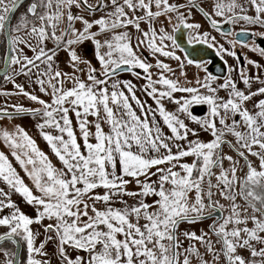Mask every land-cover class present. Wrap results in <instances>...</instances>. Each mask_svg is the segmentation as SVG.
Segmentation results:
<instances>
[{
  "label": "snow or ice",
  "instance_id": "obj_1",
  "mask_svg": "<svg viewBox=\"0 0 264 264\" xmlns=\"http://www.w3.org/2000/svg\"><path fill=\"white\" fill-rule=\"evenodd\" d=\"M24 6L25 0H0V77L16 89L0 94L22 95L36 106L0 107V118L36 120L59 167L22 126L0 128L12 157L0 151V264H52V256L58 264H264V98L255 99L264 97V86L252 90L253 79L264 85V66L245 58L257 69L250 77L235 51L250 47L264 57V47L247 42L264 38V0H30ZM193 9L211 31L193 19ZM129 27L138 34L135 44ZM178 33L189 45L215 49L226 69L222 82L208 61L189 58ZM89 43L91 59L80 51ZM60 51L71 72L56 63ZM225 56L237 61L243 89ZM161 58L177 62L179 75ZM193 64L204 72L194 83L185 71ZM20 76L48 99L16 83ZM199 105L207 106L203 116L194 114ZM225 143L235 158L224 155ZM205 221L207 231L181 230Z\"/></svg>",
  "mask_w": 264,
  "mask_h": 264
},
{
  "label": "rangeland",
  "instance_id": "obj_2",
  "mask_svg": "<svg viewBox=\"0 0 264 264\" xmlns=\"http://www.w3.org/2000/svg\"><path fill=\"white\" fill-rule=\"evenodd\" d=\"M89 3H93L95 4L96 3V0H88ZM170 2H172V0H170ZM175 2H179V3H185L186 0H175ZM202 6H204L205 8H207V4H203ZM81 9H76V8H73L72 11L74 13H78ZM20 13V12H19ZM19 13L17 14V16L19 15ZM101 13L97 12V14H95V16L98 18L99 15ZM86 17H89L91 18L92 16H86ZM161 19H165L163 17H161ZM193 19L196 21V22H199L203 25V29L204 30H209L211 31L210 27L207 25V23H205L204 21V18L197 12L193 9ZM77 28L80 27V24L79 22L76 23L75 25ZM61 27H63V25H61ZM158 27V25H157ZM141 28L143 29H147V25L142 23L141 24ZM129 31V33L131 34L132 36V43L135 44L136 42V36L138 35L136 32H135V29L134 28H131L129 27L127 29ZM59 34V33H57ZM212 35H215L217 37V39L219 40V35L217 33H215L214 31L212 32ZM47 47L48 48H54V44L52 43L51 40H49L47 42ZM82 52V54L85 56V58H88V59H91L92 55H93V49H92V46L89 44H85L84 46H82V49L80 50ZM29 55H31L32 53L29 51L28 52ZM177 54L178 55H181V57L183 58V53H181L180 51L177 50ZM144 56L145 58H147L149 60V62L151 63H154V59L150 56H148L147 52L145 51L144 52ZM164 60L165 63H168L170 65V67L173 69V71L175 72V75L178 76L179 75V68L177 66V62L175 61H171V60H168L167 58H161ZM93 64L96 63L95 60L92 61ZM56 63H58L61 67L62 70L64 71H69L71 72V69L67 67V62H66V53H64L63 51H60L58 53V58L56 59ZM186 63V61H185ZM139 71V70H137ZM186 73H187V78L188 80H191L193 81L194 83V79L197 75V73L199 74V77L202 79L203 76H204V72L202 70H197V68L195 67V65H191V66H187L186 69H185ZM152 72L154 74V78H155V75L156 73L159 72L158 69L156 68H153L152 69ZM122 77L125 78V79H132L134 83H136L138 86L140 83H142V81H136L135 78L131 77L129 74H122ZM175 78V77H173ZM222 79L221 78V81L222 82ZM16 83H19V84H23L26 88V90H29V91H35L37 94L41 95V98H44V99H48V97L46 96H43L42 94H40L38 92V85H35L34 83L29 85L28 82H27V78L26 77H23V76H20V77H17L16 78ZM68 86H71L70 84ZM16 89L14 88V85L12 83H7L3 80L0 81V93H3V92H15ZM222 91V90H221ZM220 94H222V92H220ZM225 94V93H223ZM138 95H141L140 93H138ZM177 96H179L180 94H176ZM145 97L143 95H141V99H144ZM149 103H151V100H149ZM13 104H20L24 107H35L36 105L29 101L27 98L23 97L22 95H13V96H4L2 94H0V107H8L9 110H11V106ZM201 108L198 109V110H194V114L196 115H199V116H203L206 112H207V106H204V105H199ZM167 107H169V109L171 110L172 109V105H167ZM197 108V107H195ZM206 110V111H205ZM90 119H94L92 117H90ZM36 120H33L30 116H25V117H21V118H17V119H13V120H7L6 118H0V128H7L9 130H12L14 128L15 125H20L22 126L28 133L29 135L36 140V143H37V146L42 150L44 151L46 154L49 155L50 159H53V163L56 164L57 167H59V163L58 161L55 160V158L52 156L51 152H50V149L48 148L46 142L42 139V137L39 135V130L35 127V124H36ZM190 126L191 125V122H189ZM219 126V125H218ZM105 127V131H107V127ZM200 139L204 140L205 142H207L209 139H210V136L208 134H205V133H201L200 135ZM225 140H228V141H232L234 143V137H231L230 135H226ZM222 149H223V153L224 155H232L234 158L236 156V153L235 151L230 147V145L228 143H225L222 145ZM0 151H4L6 154L9 155V158L12 159V157L10 156V153H9V150L3 145V142L0 141ZM191 159L192 158H185V160L187 162H191ZM250 159H255V158H252L250 157ZM14 163V166L17 167V170L21 172V175L23 176V172L19 169L18 165H15V162L13 161ZM242 163V161H241ZM224 166L225 168H227L229 166V162L227 160L224 161ZM219 169H214V172H217L218 173ZM238 175H243V173H240L238 172ZM153 179H155V177H153ZM25 181L26 183H30L27 178L25 177ZM213 182H215L213 180ZM98 192H100L102 194V189H98L97 190ZM13 199L14 200H17L18 202L21 203V206L22 207H26L23 205L22 203V199L18 196V195H14L13 196ZM152 199L153 198H147V202L148 203H151L152 202ZM129 200V203H132V200L130 198H128ZM221 202L224 203V201L221 199ZM115 207H120L119 204H116L114 205ZM98 207H100V205H98ZM26 210L31 212V208L30 207H26ZM45 223H47V221H45ZM210 223V221H205L203 223H196L194 225H187V224H184V225H181V230H185V229H189L192 230V231H196L197 234H199L200 230L203 229L205 231H207V225ZM251 226V225H249ZM3 229H0V231H2ZM40 231L42 232V229H39L38 226L36 225H33V231ZM44 239L43 235H41L38 240H37V244H39L40 242H42ZM213 239H215L213 237ZM187 244V242H185V245ZM47 251L52 254L54 251H55V244L53 243H49L47 246ZM197 247H200L198 244H197ZM201 251H203V249H201ZM52 264H58V260L55 256H52Z\"/></svg>",
  "mask_w": 264,
  "mask_h": 264
},
{
  "label": "flooded vegetation",
  "instance_id": "obj_3",
  "mask_svg": "<svg viewBox=\"0 0 264 264\" xmlns=\"http://www.w3.org/2000/svg\"><path fill=\"white\" fill-rule=\"evenodd\" d=\"M27 2H30V0L25 1L24 7H26ZM24 7H22L19 10V12H23ZM204 21H205V23H207L205 19H204ZM239 30H240V26L238 25L235 28V31H239ZM261 30L262 29L259 26H251L249 28V31L259 32ZM177 35L180 37L179 42L182 43V46L187 50V53L189 54V58L194 59V60H200V61H208L209 62L207 64L208 70L210 72H212L213 74L218 75L221 78H223V75L226 74V69H224L223 61H221L220 58L216 56L215 49H208L205 45H198V44L189 45L187 43L186 34L181 35L180 33H178ZM184 36H185L186 42L184 41ZM220 39L221 38H219V40ZM247 42L250 46L253 43H255V44L259 45L260 47H264V38H261L259 36H256L254 41L251 37H249ZM235 51L237 52V55L239 57V65H243L247 70V74L250 77L254 78L258 74L257 69L255 67H253L252 65L246 64L245 58L253 60L257 63H260L262 66H264V57H261L258 52L251 51L250 47L245 48V47H242L240 45H237L235 48ZM183 55H185V53H183ZM225 59L228 61V65L234 66L236 68V71L233 73V78L238 81V87L243 89L245 86L243 85V83L241 81H239V65H237V61L234 58L227 57V56H225ZM220 69H224V72L222 73L220 71ZM260 75H261V78L264 79V67H262V69L260 70ZM1 80H2V77H0V81ZM260 86H264V85H261L258 81L253 79L252 90L255 91ZM221 92H222V94H220V95L226 97L227 93L223 90ZM223 93H225V94H223ZM261 98H264V97H256L255 99L258 100ZM195 107H197V108H195ZM195 107H194L193 111L194 110L196 111L198 109L201 110V108H199L200 106H195ZM247 107L251 109L253 107V103L250 102L249 104H247ZM237 119H238V117H237Z\"/></svg>",
  "mask_w": 264,
  "mask_h": 264
},
{
  "label": "crops",
  "instance_id": "obj_4",
  "mask_svg": "<svg viewBox=\"0 0 264 264\" xmlns=\"http://www.w3.org/2000/svg\"><path fill=\"white\" fill-rule=\"evenodd\" d=\"M93 4V3H92ZM79 13H84V10L83 9H81L80 11H79ZM86 16H92L93 14L92 13H84ZM95 14H97V13H95ZM170 30V29H169Z\"/></svg>",
  "mask_w": 264,
  "mask_h": 264
},
{
  "label": "water",
  "instance_id": "obj_5",
  "mask_svg": "<svg viewBox=\"0 0 264 264\" xmlns=\"http://www.w3.org/2000/svg\"><path fill=\"white\" fill-rule=\"evenodd\" d=\"M26 1V0H25ZM184 41L186 42V40H185V36H184Z\"/></svg>",
  "mask_w": 264,
  "mask_h": 264
}]
</instances>
